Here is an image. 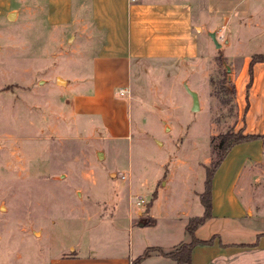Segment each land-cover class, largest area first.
Masks as SVG:
<instances>
[{
    "label": "rangeland",
    "instance_id": "1",
    "mask_svg": "<svg viewBox=\"0 0 264 264\" xmlns=\"http://www.w3.org/2000/svg\"><path fill=\"white\" fill-rule=\"evenodd\" d=\"M190 1L194 54L185 58L131 56L127 65L118 63L107 75V100L118 101L116 107L121 108L115 116L126 121V126L110 133L100 115L78 113L74 120L70 107L63 106L76 90L75 84L91 77L89 57L104 41L103 29L94 25L90 0H71L70 18L60 24L47 22L45 0H13L15 11L0 18V264H43L70 247L89 249L92 242L100 253L107 252L116 238L108 222L112 211L101 202L119 199L121 205L114 212L124 216L126 200L120 197L127 179L119 174L127 169L133 184L130 194L142 195L144 205L151 196L149 186L166 179V185L156 186L154 211L161 210L162 203L183 198L189 199L190 215L200 214L195 191H201L205 166L216 157L218 134L242 128L248 107L258 117L264 111L260 86L248 104L253 69L245 71L242 104H237L235 89L232 95L222 75L226 72V79L233 83L242 59L222 56L207 26H201L204 0ZM233 1L217 2L230 6ZM248 1L238 0L234 10ZM233 31L244 39V31ZM222 33L230 36L229 29ZM215 38L222 41L219 32ZM244 44V40L235 42L240 54ZM185 86L197 94L196 109L190 108ZM120 87L127 91L119 93ZM32 119L38 134L27 127ZM61 119L66 125L60 130L50 127ZM258 181L245 189L252 194V202L264 209V179ZM166 190L169 202L164 198ZM227 219L217 218L201 231L214 226L226 230ZM144 220L136 219L139 224ZM121 221L119 241L126 248L129 235L126 220ZM137 228L143 227L131 228L134 241L139 237ZM145 229L146 236L155 231ZM217 247L215 236L195 244L190 261L217 262L215 257L210 260ZM131 250H135L134 242Z\"/></svg>",
    "mask_w": 264,
    "mask_h": 264
},
{
    "label": "crops",
    "instance_id": "2",
    "mask_svg": "<svg viewBox=\"0 0 264 264\" xmlns=\"http://www.w3.org/2000/svg\"><path fill=\"white\" fill-rule=\"evenodd\" d=\"M45 1L49 24H60L69 20L68 11L71 0ZM217 1L204 0V21L201 22V26H207L208 34L211 31L214 35L219 32L222 41H217L222 56L227 59H236L239 56L242 59L239 66L240 74L233 79L236 102L241 106L243 97L241 88L247 78L245 71H248L249 66L250 55L248 54L264 51V0H249L245 7H240L237 11L234 10L233 4L238 0L233 1L230 6ZM13 3V0H0V18L3 15L8 18L15 11ZM246 6L249 9L246 10ZM90 9L94 25L104 31V41L89 57L90 71H93L91 77L83 78L80 85L75 84L76 90L70 92L68 100L64 99L66 102L63 106L70 107L68 109L74 120L78 113L100 115L105 126L112 133L118 126H126V121L115 116L116 111L121 108H117L120 106L118 101L113 99V102L109 103L107 100L108 92L105 86L107 75L110 71H115L118 63L127 65L131 56L137 59L185 58L194 54L196 37L191 32V1L90 0ZM226 11L229 13L227 14ZM233 28L244 31L241 35L244 39L237 36L238 33L233 31ZM226 29H229V34L232 29L230 36L225 37L222 33ZM242 39L245 44L240 54L235 42L243 41ZM250 69L253 70L247 89L248 104L255 96L256 86H260V102L264 111V61L253 62ZM63 81L64 84L67 83L66 78ZM61 114L65 116L64 112ZM244 118L243 132L264 133V112L261 117H258L248 107L244 112ZM59 123L54 122L50 127L54 126L52 129L60 130L61 125H66L65 119L59 120ZM35 125L32 119L28 121L27 127L33 130ZM35 132L38 134L39 130ZM61 136H64V133ZM126 171H128L127 184L120 197L122 202L126 200L124 216L114 212L117 205H121L119 201H116L119 199L110 198L109 202L107 200L101 202L109 205L112 211L108 222L112 226L110 232L114 241L116 238V241L106 250L107 252L100 253V249H97L92 242L89 249L79 250L76 247H70L67 253L63 251L54 254L43 264H130L131 259L146 246H158L168 250L189 239L184 228L187 218L192 216L189 199L181 198L177 203H170L169 192L166 190L164 198L169 205L162 203L161 210L154 211V203L157 199L156 186L166 185L167 182L166 179H162L159 184H156L158 181L156 180L153 187L149 186L151 196L147 208L144 203L135 204L133 200L128 199L132 193L133 184L131 178L129 180V169ZM107 173L111 175L112 172ZM260 179H264V135L231 145L214 169L210 187L211 215L194 229V236L199 239L217 237L219 247L210 255V260L215 257L218 261L213 264H264V209H260L252 202V194L245 189L251 182L258 185ZM121 188L122 185L120 190ZM113 190L119 191L118 188ZM198 192L200 190L195 191L197 194ZM247 215L249 217L246 221L241 219L242 216ZM145 216L153 219L152 226H142L136 221L137 218ZM216 217L229 218L224 221L227 229L221 230L214 226L202 232L201 228L216 220ZM121 220H126V230L129 235L126 248L119 241L120 232H122L120 227L124 224ZM133 225L143 227L137 228L136 237H139L136 241L133 239V229H131ZM147 227L154 228L153 234L145 235ZM133 242L135 250H131ZM137 264L177 263L172 258L153 251ZM190 264L193 263L190 261Z\"/></svg>",
    "mask_w": 264,
    "mask_h": 264
},
{
    "label": "trees",
    "instance_id": "3",
    "mask_svg": "<svg viewBox=\"0 0 264 264\" xmlns=\"http://www.w3.org/2000/svg\"><path fill=\"white\" fill-rule=\"evenodd\" d=\"M255 61H264V51L252 53L249 58L248 71H250V66ZM224 73V72H223ZM226 72L222 75V81L229 83V91L233 95L234 84L226 79ZM263 134L258 133H248L243 132L242 128H237L235 131L232 129L226 130L223 133L218 134V139L216 142L217 154L216 157L210 161L209 167L205 166L204 178L202 181V189L198 192V199L201 204L202 210L198 215H192L187 218L184 228L186 233L189 235L187 241L178 243L175 247L168 250H163L158 246H146L144 249L131 259L130 264H137L142 258L150 254V252H157L158 254L172 258L177 264H190V251L195 244L207 243L210 241L211 237L208 239H199L194 236V229L205 219L210 217L211 203H210V187H211V177L214 169L218 163L223 158L224 154L230 148L231 145L237 142L247 141L255 138L262 137ZM150 200L145 205V208L149 206ZM145 220L141 221L140 224L148 225L153 223L151 217H144Z\"/></svg>",
    "mask_w": 264,
    "mask_h": 264
},
{
    "label": "water",
    "instance_id": "4",
    "mask_svg": "<svg viewBox=\"0 0 264 264\" xmlns=\"http://www.w3.org/2000/svg\"><path fill=\"white\" fill-rule=\"evenodd\" d=\"M209 36L211 37L212 41L214 42L215 46H219L218 41L215 38L214 32L211 31L209 32ZM186 91L189 93L190 97H191V109H196L198 107V100H197V94L195 91L191 90L190 88H188L187 86H185Z\"/></svg>",
    "mask_w": 264,
    "mask_h": 264
},
{
    "label": "built area",
    "instance_id": "5",
    "mask_svg": "<svg viewBox=\"0 0 264 264\" xmlns=\"http://www.w3.org/2000/svg\"><path fill=\"white\" fill-rule=\"evenodd\" d=\"M125 91H127V88L120 87L118 89V92L119 93H122V92H125ZM119 177H121V178H127L128 177V171H126L124 173L121 172L119 174ZM128 199L129 200H133L135 204H139V203H143L144 202L143 197H141L140 195H129V198Z\"/></svg>",
    "mask_w": 264,
    "mask_h": 264
}]
</instances>
